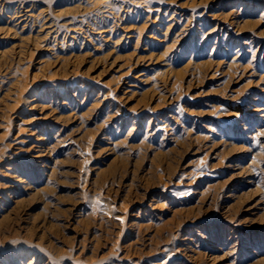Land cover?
Wrapping results in <instances>:
<instances>
[{
  "label": "rangeland",
  "instance_id": "obj_1",
  "mask_svg": "<svg viewBox=\"0 0 264 264\" xmlns=\"http://www.w3.org/2000/svg\"><path fill=\"white\" fill-rule=\"evenodd\" d=\"M0 264H264V0H0Z\"/></svg>",
  "mask_w": 264,
  "mask_h": 264
},
{
  "label": "bare ground",
  "instance_id": "obj_2",
  "mask_svg": "<svg viewBox=\"0 0 264 264\" xmlns=\"http://www.w3.org/2000/svg\"><path fill=\"white\" fill-rule=\"evenodd\" d=\"M21 102H23V101H25L26 100V98H24V97H21L20 99H19ZM196 177V176H195ZM189 184H191V183H189ZM188 186V185H187ZM189 190V189H188Z\"/></svg>",
  "mask_w": 264,
  "mask_h": 264
}]
</instances>
